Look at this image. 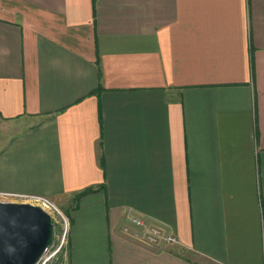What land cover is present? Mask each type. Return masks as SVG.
I'll use <instances>...</instances> for the list:
<instances>
[{"label": "crops", "instance_id": "obj_1", "mask_svg": "<svg viewBox=\"0 0 264 264\" xmlns=\"http://www.w3.org/2000/svg\"><path fill=\"white\" fill-rule=\"evenodd\" d=\"M0 192L68 206V264H264V0H0Z\"/></svg>", "mask_w": 264, "mask_h": 264}, {"label": "water", "instance_id": "obj_2", "mask_svg": "<svg viewBox=\"0 0 264 264\" xmlns=\"http://www.w3.org/2000/svg\"><path fill=\"white\" fill-rule=\"evenodd\" d=\"M53 229L42 207L0 201V264H36L52 244Z\"/></svg>", "mask_w": 264, "mask_h": 264}, {"label": "built area", "instance_id": "obj_3", "mask_svg": "<svg viewBox=\"0 0 264 264\" xmlns=\"http://www.w3.org/2000/svg\"><path fill=\"white\" fill-rule=\"evenodd\" d=\"M20 200L21 202L31 203L42 207L46 211H55L60 215L62 225V242L70 226L69 218L62 215L52 199L35 194H17L0 192V201ZM9 200V201H11ZM125 218L127 223L121 227V231L131 238L136 244L150 250H161L167 245L178 243L175 234L167 229L163 223L148 219L137 214L131 208L126 211Z\"/></svg>", "mask_w": 264, "mask_h": 264}, {"label": "rangeland", "instance_id": "obj_4", "mask_svg": "<svg viewBox=\"0 0 264 264\" xmlns=\"http://www.w3.org/2000/svg\"><path fill=\"white\" fill-rule=\"evenodd\" d=\"M11 200V199H9ZM8 200V201H9ZM11 202H21L20 200H11ZM62 215H65L69 218L66 210L68 206H61L57 202L53 201ZM46 211V210H45ZM52 219L54 229H53V240L52 244L48 247V249L42 254L40 259L36 264H68V233L64 238V242H62V225L60 223V215L55 211H47ZM70 221V219H69Z\"/></svg>", "mask_w": 264, "mask_h": 264}, {"label": "trees", "instance_id": "obj_5", "mask_svg": "<svg viewBox=\"0 0 264 264\" xmlns=\"http://www.w3.org/2000/svg\"><path fill=\"white\" fill-rule=\"evenodd\" d=\"M90 191H93V188H91V187L90 188H86V189L82 190L80 193L76 194L75 196H76V198H79L80 196H82V195H84V194H86V193H88ZM66 213L68 214L67 210H66ZM67 245H68V240H67Z\"/></svg>", "mask_w": 264, "mask_h": 264}]
</instances>
